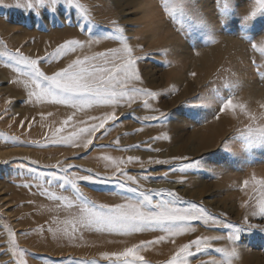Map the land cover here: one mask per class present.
<instances>
[{
  "label": "rangeland",
  "instance_id": "374dc122",
  "mask_svg": "<svg viewBox=\"0 0 264 264\" xmlns=\"http://www.w3.org/2000/svg\"><path fill=\"white\" fill-rule=\"evenodd\" d=\"M55 32L58 34L54 40L47 41L48 35ZM73 39L84 47L63 58L42 60V69L47 74L78 57L119 50L128 43L141 78L136 86L158 94L150 99L154 111L143 108L142 98L131 107L113 109L94 105L96 112L91 118L97 119L80 121L81 127L98 123V118L113 111L118 120L109 121L105 129L90 137L93 143L87 149L83 148L82 140L73 147L54 142L79 130L75 119H69L76 108L44 102L50 105L47 107L51 112L62 111L59 115L65 116L63 121L71 124L64 128V122L42 125V116L50 111L47 112L46 106H40L44 111L39 109L43 103L29 99L31 84L25 76L27 69L14 59L18 50L35 58L54 52L59 45ZM193 72L195 76L191 75ZM229 99L245 105L248 114L240 118L232 111L221 112ZM148 116L155 119L145 120ZM262 129L264 6L259 0H0V151L6 152L0 154V264H18L21 249L27 264H91L93 261L125 264V258L105 259L103 253L123 252L127 247L152 242L155 233H164L159 228L133 235L78 228L73 235L71 222L75 210L68 209L62 201L35 194L37 182L50 179L52 173L57 177L63 175L54 166L68 164L76 166L69 169V175L88 178L78 179L76 188L71 183L53 180L50 188L56 195H68L77 205L84 200L102 204L96 198L106 197L109 202L105 205L127 201L155 211V204L164 200L179 207L202 205L214 215L224 214L222 223L227 227L193 222L196 231L187 233V242L179 241L173 252L149 249L153 243L137 249V255L147 264H167L183 243L197 236L227 237L230 232L235 239L212 241V247L200 252H195L193 247L188 264H227L229 257L217 251L221 247L229 252L236 250L232 264L247 263L238 255L249 258L247 264H264V214L258 210L253 213L264 191L256 183L264 180ZM217 131L220 132L216 134ZM38 134L42 135L38 137ZM162 135L169 139H152ZM12 140L16 143L9 145ZM94 155L125 161L121 168L136 176L142 189L175 191L180 199L151 194L149 201L141 192L131 190L137 184L123 181L126 185L118 177L93 179L95 174L111 177L115 172L111 161L100 165L98 159L92 158ZM129 156L138 159L128 163ZM150 158L168 161L149 163ZM245 180L249 181L247 187ZM27 184L33 187L22 186ZM33 215L40 218L37 220ZM9 231L16 234L15 248L7 243ZM114 240L116 243L111 248ZM87 245L92 247L90 251ZM170 246L168 243L167 247ZM157 252L163 253V257L159 258ZM127 260L142 264L134 257Z\"/></svg>",
  "mask_w": 264,
  "mask_h": 264
},
{
  "label": "snow or ice",
  "instance_id": "6c2138e0",
  "mask_svg": "<svg viewBox=\"0 0 264 264\" xmlns=\"http://www.w3.org/2000/svg\"><path fill=\"white\" fill-rule=\"evenodd\" d=\"M259 2L264 6V0H259ZM252 15H255V11H253ZM83 47L84 45L79 40H68L59 45L54 52L47 53L44 56L37 55L35 58L31 55H25L23 51L18 50L14 59L17 64L23 65L27 69L25 76L31 84V90L28 92L29 99L34 98V102L40 103L50 102L59 105H69L72 108L83 110L94 105L111 106L113 109L121 106L131 107L133 103L142 98V106L144 109L155 110L150 103V99L157 98L158 94L136 86L141 78L136 70V59L133 58V49L128 43H124L119 50H111L108 53H97L91 57L84 56L83 59L79 57L73 59L67 66L61 67L58 71H53L51 75L42 69V60L47 62L63 58L69 53H75ZM96 61H101V63H97ZM109 64L111 66H108ZM191 75L195 76L196 73L193 72ZM243 107L244 105L237 104L233 99H229L224 103L220 111L235 112L237 108L242 109ZM217 118L219 119V117ZM91 119L96 120L97 118L92 117ZM98 119V123H92L89 127H81L78 131H73L71 135L61 137L54 142L78 146L82 140L83 148H89L93 143L90 137L94 136L98 130L105 129L109 121H117L118 116L113 111ZM144 119L154 120L155 117L148 116ZM64 123L67 124L68 120L64 121ZM60 131L62 129H57V132ZM261 131L264 132V129ZM152 139L168 140L169 137L162 135L153 137ZM136 147L139 146L137 145ZM149 150L160 151L158 148H150ZM103 159L111 161L115 167V172L111 177H102L99 174H95L93 179L96 176L104 179L118 177L117 180L120 182L127 181L132 184H137V187H131V190L141 192L144 194L145 199L149 201L151 200V194L180 199V195L175 191L142 189L138 184L137 177L129 175L127 171L121 168V164H124L125 161H116L108 156L103 157ZM137 159V157L129 156L127 162L131 163ZM172 159H184V157H174ZM167 161L150 158L148 162L162 164ZM32 163H35V161ZM54 167H59L63 175L57 177L55 173H52L50 179H46L43 183L37 182L35 184V188L37 189L35 194L55 201H62L68 209L75 210L76 214L73 216L71 222L73 235L78 228L82 231L97 230L120 234L138 233L144 230L159 228L166 234L160 235L156 241L142 242L138 245L127 247L123 252L111 254L105 252L103 253L105 259L111 256L119 260L123 257L125 258V264H131V261H128L127 258L134 257L136 260L141 261L142 264H147V261L142 256L137 255V249L146 247L147 243H161L166 239L174 243L175 237L196 231V228L192 226L193 222H202L206 226L227 227V225L222 223L223 213L219 216L214 215L202 205L192 204L187 207H179L174 203L161 200L158 204H155V211H147L143 207L127 201L109 206L84 200L83 203L77 205L66 195H56L50 186L53 180H61L71 183L72 187L76 188L78 179H87L88 177H80L74 173L69 175V169L76 167L72 164L66 166L57 165ZM144 179H147V177H144ZM248 183L249 181L245 180L244 186L247 187ZM256 183L260 184L261 188H264V180L256 181ZM125 184L128 185L127 183ZM22 186L28 188L33 187L32 184ZM257 210L259 213L264 214V191H261L257 208L253 209V213L257 212ZM246 220L247 217H245ZM15 236V233L9 231V240L7 243L11 244L14 248L16 247ZM235 238L231 232L227 237L217 235L197 236L188 243H183L176 253L172 255L171 259L167 261V264H188L187 258L193 255V247L195 248V252H200L212 247V241L222 239L232 240ZM217 251L229 257L227 264H232L231 257L237 254L235 249L229 252L222 247L217 248ZM24 254V250H19L20 259L18 264H27V261L24 259ZM83 264H87V262H83ZM91 264H95V262L93 261Z\"/></svg>",
  "mask_w": 264,
  "mask_h": 264
},
{
  "label": "bare ground",
  "instance_id": "6f19581e",
  "mask_svg": "<svg viewBox=\"0 0 264 264\" xmlns=\"http://www.w3.org/2000/svg\"><path fill=\"white\" fill-rule=\"evenodd\" d=\"M7 28V27H6ZM54 33V32H53ZM49 34L47 37V41L49 40V39H51V40H54L53 38H55V35L56 34H58V33H56L55 32V34ZM38 35V34H37ZM41 35V34H40ZM8 37V36H7ZM38 38H40V37H38ZM37 38V39H38ZM41 39V38H40ZM42 40V39H41ZM45 40V39H44ZM40 41V40H39ZM134 41H136V40H134ZM38 42V41H37ZM97 45V44H96ZM91 48V47H90ZM90 50V49H89ZM90 52V51H89ZM97 52V51H96ZM108 53V52H107ZM93 55V54H92ZM202 57H205V56H202ZM202 59V58H201ZM207 59V58H206ZM204 69H206V67L204 68ZM252 94H254V93H252ZM237 104H239V103H237ZM248 106H249V104H247ZM37 106V105H36ZM40 106L42 107H45L46 106V110H47V112H51V109L50 108H48L47 106H50L49 104L47 105H45L44 103L41 105H39V109H41L40 108ZM60 107V106H59ZM36 108V107H35ZM252 108V107H251ZM67 109V108H66ZM36 110H37V108H36ZM41 110H43V109H41ZM45 110V111H46ZM63 110V109H62ZM96 109L92 106V107H89V108H84L83 110H81V109H79V110H77V108H76V110L71 114V119H75V124H78L80 121H81V123L84 121H87L86 119H88V118H90V120H91V116H93V113L94 112H96L95 111ZM44 111V110H43ZM98 111V110H97ZM42 112V111H41ZM40 112V113H41ZM49 112V114H45L44 116H42V119H41V124L43 125V124H51V123H61L62 124V122H64L63 120H65V116H63V117H61V115H62V111L60 112L61 113V115H59L60 113H57V112H55V110H54V112H51L50 113ZM67 112V111H66ZM37 113V112H36ZM38 113H39V111H38ZM71 113V112H70ZM233 113V112H232ZM231 113V114H232ZM235 113L236 114H238L239 116H240V118H242V117H245L247 114H248V109L245 107V105H244V107L241 109V108H237V110L235 111ZM34 114V113H33ZM225 114V113H224ZM41 115H42V113H41ZM101 115V114H100ZM233 115V114H232ZM40 117V116H39ZM232 117V116H231ZM67 118V117H66ZM225 117H223V118H221V120H223ZM233 118H235V117H233ZM68 119V118H67ZM56 120H59V121H56ZM90 120L88 119V121L87 122H90ZM221 120L220 121H217V123L216 124H218V123H220L221 122ZM32 121V120H31ZM36 121H37V119H36ZM71 121V120H70ZM33 122V121H32ZM38 122V121H37ZM36 122V123H37ZM72 122V121H71ZM72 122V123H73ZM35 124V123H34ZM40 124V125H41ZM71 124V123H70ZM69 124V125H70ZM214 124V123H213ZM216 124H214V126L216 125ZM36 125V127L37 126H39V124L37 125V124H35ZM67 125H68V123L66 124V125H62V127L64 128V127H67ZM68 125V126H69ZM79 125V124H78ZM82 125V124H81ZM223 125V124H222ZM72 126V125H71ZM83 126H85L84 125V123H83ZM44 127H45V125H44ZM49 127V126H48ZM79 127L81 128V126L79 125ZM40 128H41V126H40ZM69 128V127H68ZM216 128V127H215ZM215 128L213 129V130H215ZM66 129V128H65ZM72 128L70 127V130H71ZM77 129H78V126H77ZM209 129V128H208ZM44 130V129H43ZM42 130V131H43ZM64 130V129H63ZM19 131H17V133H18ZM207 132V131H206ZM214 132V131H213ZM212 132V133H213ZM220 132V131H219ZM218 131L216 132V134L217 133H219ZM17 133H15V134H17ZM43 133V132H42ZM45 133V132H44ZM212 133H211V135H212ZM23 134H24V132H23ZM22 134V135H23ZM27 133H25V135H26ZM30 134V133H29ZM34 134V133H33ZM35 134H36V131H35ZM18 135V134H17ZM42 135V134H41ZM41 135H39L38 134V137L39 136H41ZM44 135V134H43ZM214 135V134H213ZM24 136V135H23ZM27 136H29V135H27ZM37 136V135H36ZM15 137V136H14ZM5 138V137H4ZM9 138H11V136H9ZM8 138V140H10ZM28 138V137H27ZM29 138H30V136H29ZM32 138H34V136L32 135ZM23 139H25V138H23ZM7 140V139H6ZM15 140V139H14ZM17 140V139H16ZM13 141V140H12ZM21 141V140H20ZM20 141H18L19 143H20ZM6 142V141H5ZM24 142V141H23ZM10 143L12 144H15L16 142H9V145H10ZM82 143V142H81ZM6 144V143H5ZM56 144V143H55ZM22 145V144H21ZM81 145V144H80ZM65 146V145H64ZM71 146V145H70ZM22 147V146H21ZM59 147V146H58ZM66 147H67V145H66ZM73 147V146H72ZM9 148V147H8ZM13 149V148H12ZM17 149V148H16ZM7 151V150H6ZM8 152V151H7ZM10 152V151H9ZM6 152H3V151H0V154L2 155V154H5ZM29 154V153H28ZM7 155V154H6ZM3 156V155H2ZM25 157V156H24ZM103 157L104 156H99V155H94L92 158L93 159H95V160H97V162L100 164V165H102L103 163L105 164V161L106 160H104L103 159ZM80 160V159H79ZM46 161V160H45ZM92 161V160H91ZM47 163V162H46ZM82 163H86V162H84L83 160H82ZM91 163V162H90ZM50 164V163H49ZM92 164V163H91ZM88 165V164H87ZM93 166H94V164H93ZM198 181V180H197ZM194 182H196V180L194 181ZM191 186V185H190ZM205 186H206V184H205ZM205 186H204V189H205ZM171 188L173 187V186H170ZM207 187V186H206ZM174 188V187H173ZM13 193V192H12ZM14 194V193H13ZM15 195V194H14ZM89 195H91V194H89ZM68 196V195H67ZM21 197V196H20ZM23 197V196H22ZM89 197V196H88ZM95 197V196H94ZM90 198V197H89ZM7 199V198H6ZM72 199V198H71ZM97 199V201L99 202V203H102V204H106L107 202H109V200H108V198H106V197H101V198H96ZM73 200V199H72ZM31 205V204H30ZM114 205V204H113ZM59 206V205H58ZM39 207V206H38ZM61 209V208H60ZM42 211V210H41ZM74 211V210H73ZM25 214V213H24ZM28 214V213H27ZM32 214V213H31ZM36 215V214H35ZM43 215V214H42ZM21 216V215H20ZM34 216V215H33ZM44 216V215H43ZM43 216H41L42 218H43ZM52 216V215H51ZM22 218H23V216H22ZM32 218V217H31ZM31 218H29V219H31ZM34 218H36L35 216H34ZM40 218V217H39ZM38 218V219H39ZM54 218V217H53ZM28 219V220H29ZM37 219V218H36ZM37 219V220H38ZM24 221L26 220V219H23ZM23 220H21V221H23ZM20 221V220H19ZM32 221V220H31ZM39 221H41V220H39ZM57 222V221H56ZM21 224V223H20ZM25 224V223H24ZM24 224H22V225H24ZM34 224H36V223H34ZM26 225V224H25ZM197 226V225H196ZM149 231V230H148ZM87 232V231H86ZM146 233V232H145ZM152 233V232H151ZM150 233V234H151ZM96 234V233H95ZM134 234H137V233H134ZM149 234V233H148ZM155 234H157V235H155L154 237H153V239H151L152 241H156L157 240V238L160 236V235H166L165 233H155ZM186 234V235H185ZM184 235L185 236H177V237H175V242L173 243V242H170L168 239H166L165 241H163V242H161V243H153L154 245H151L150 246V248L149 249H152V248H154V249H156V250H158V251H160V250H165V251H172V249H174L175 248V246L177 245V243H179V241H181V240H186V238H187V233H185ZM87 235V234H86ZM96 235H98V234H96ZM132 235H133V233H132ZM144 235V234H143ZM200 235V234H199ZM202 235V234H201ZM208 235V234H207ZM148 236V235H147ZM151 236H153V235H151ZM29 237V236H28ZM130 237V236H129ZM129 237H125V238H129ZM82 239H83V237H82ZM82 239H80V240H82ZM98 239V238H97ZM112 239H114V237L112 238ZM122 239V238H121ZM130 239V238H129ZM133 239V238H132ZM134 239H136V238H134ZM138 239H139V237H138ZM40 240V239H39ZM124 240H126V239H124ZM30 241V240H29ZM100 241V240H99ZM106 241V240H105ZM115 241V242H114ZM114 241H111V244H110V247L112 248V244L113 243H116V240H114ZM123 241V240H122ZM38 242V241H37ZM129 242V241H128ZM186 242H187V240H186ZM90 243V242H89ZM103 243H106V242H104L103 241ZM110 243V242H109ZM132 243V242H131ZM169 243V246L170 247H167V244ZM40 244V243H39ZM128 244V243H127ZM126 244V245H127ZM36 245V244H35ZM65 245V244H64ZM105 245H108V242H107V244H105ZM114 245V244H113ZM38 246V245H37ZM72 246V245H71ZM73 246H75L74 244H73ZM88 246V247H87ZM86 247V249L88 250V251H90L91 250V248L92 247H89V245H87ZM101 246V245H100ZM177 246H179V245H177ZM81 247V246H80ZM83 247V246H82ZM103 247V246H102ZM147 247V246H146ZM109 248V247H108ZM107 248V249H108ZM110 248V249H111ZM113 248H114V246H113ZM78 249V248H77ZM146 249V248H145ZM115 250V249H114ZM113 249H112V251H114ZM119 251H120V249H119ZM148 251V250H147ZM115 252V251H114ZM141 252V251H140ZM173 252V251H172ZM144 253H145V251H144ZM157 253H159V252H157ZM175 254V253H174ZM240 254V253H239ZM156 255V254H155ZM161 255H163V253L161 254V253H159V258L160 257H163V256H161ZM167 256L168 255H171V253L170 254H166ZM166 256V257H167ZM158 258V257H157ZM158 258V259H159ZM235 258V257H234ZM238 258L239 259H242V261L244 260V261H247V263H249V261H250V259L249 258H245V257H242V256H240L239 257V255H238ZM1 261V260H0ZM235 261V260H234ZM223 263V262H222ZM246 263V264H247Z\"/></svg>",
  "mask_w": 264,
  "mask_h": 264
}]
</instances>
